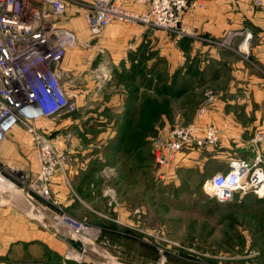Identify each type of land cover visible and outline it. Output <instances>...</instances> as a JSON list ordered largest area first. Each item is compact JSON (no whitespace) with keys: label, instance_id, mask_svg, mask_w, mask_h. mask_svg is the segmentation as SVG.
<instances>
[{"label":"rangeland","instance_id":"374dc122","mask_svg":"<svg viewBox=\"0 0 264 264\" xmlns=\"http://www.w3.org/2000/svg\"><path fill=\"white\" fill-rule=\"evenodd\" d=\"M70 10L66 22L76 18L70 17ZM69 26L76 31L78 40L71 50L76 56L82 55L79 59L82 62L73 65V69L82 70L86 66L96 76L106 73L105 79L110 84L105 96L113 97V90L119 92L115 68L124 74V66L137 64L148 73L145 67L152 66L149 71L154 87L150 97L152 111L146 117L147 122H141L145 111L141 107L138 121L140 126L150 121L151 136L155 137L165 126L162 112L171 114L176 110L161 101L167 93L166 76L161 74L167 62L164 41L168 37L176 39L175 36L158 30L131 34L129 30L140 27L123 24L116 26L121 32H108L106 39L92 40L87 38L82 25ZM122 79L125 90L128 79ZM143 85L136 91L140 104L147 97H143ZM97 93L99 96L94 97L84 94L91 100L77 105L73 113L46 121L53 126L50 138L68 154L69 163L55 175L45 198L33 188L34 173L23 176L0 165V178L5 183H0V264H264V192L244 194L239 190L232 201L217 202L214 209L213 197L202 188L205 181L200 186L199 176L194 172L182 174L184 181H180L176 170L160 167L155 163L151 141L147 150L150 149L152 165L148 168L147 158L146 168V145L132 160L127 150L128 138L123 146L117 144V138L94 139L99 135L97 128L102 124L98 122L103 121L105 111L109 116L114 113L113 108L104 107L103 94ZM215 93L203 92L195 113L199 109V115H207L214 99L221 98V93ZM74 118L84 122L79 126L66 122ZM172 119L167 124L181 122L182 117ZM83 148L92 149L88 165L81 156L76 157ZM72 162L85 167L71 174L67 166ZM136 165V173L132 175ZM207 196L209 203H199ZM73 225L84 228L86 233L77 235L70 228ZM72 243L80 244L82 249Z\"/></svg>","mask_w":264,"mask_h":264},{"label":"crops","instance_id":"0c3cea01","mask_svg":"<svg viewBox=\"0 0 264 264\" xmlns=\"http://www.w3.org/2000/svg\"><path fill=\"white\" fill-rule=\"evenodd\" d=\"M199 1L202 3V8L184 13L183 23L187 31L198 35L202 41L189 36L181 39L168 37L164 41L166 43L164 47H166L167 62L162 68L161 74L166 76L164 84L167 93L163 95L161 101L168 107L174 106L176 110L171 111V114L162 112L161 118L165 124L164 129L171 126L167 124L171 117L174 121L177 117H182V124H195L200 127L211 125L218 130V143L216 145L190 151L185 150L176 159L174 170H176L178 179L184 181L182 174L194 172L199 176L200 186H202L203 182L213 174L227 171L232 160H241L264 168V0H260L261 6L255 4L256 0ZM71 10L73 13V9ZM67 23L74 26L82 25V29H85L80 18L70 19ZM113 31L121 32L122 30L116 26H110L98 39L103 37L106 39V33ZM143 31L145 30L141 28L134 31L129 30L131 34L136 35ZM247 33L250 34V38L246 42ZM227 34H232L230 49H218L204 41V39L221 41ZM169 48L172 51L171 56H169ZM81 58L80 53L79 55L77 53L76 56V52L70 49L62 61L61 68L66 73L68 82L75 86L80 84L82 86L75 88L74 85H68V93L73 96L78 107L86 104V99L87 101L90 99V94L94 97L98 94L97 92L102 93L103 96L101 97H105L104 103H106L104 107L114 109L112 116L106 114L107 110L104 115L102 114L104 119L98 122L102 125L97 128L99 135L97 134L94 139L100 140L104 137L103 140L106 141L120 138L123 133H126L124 125L126 123L134 124L138 120V114L140 115L143 106L145 107L144 119L148 117L153 102L150 97L154 90L151 84L152 75L149 76L152 66L145 67L148 73L143 72V67H141L140 72H137L134 65L130 66L136 68L133 73L126 70V66H124V69L126 68L124 74L115 68L114 79L118 83L116 89L119 92L116 94L113 90L112 97L105 96L107 85L110 84L109 81L104 80L106 73L102 72L96 76L95 72L87 69L86 66L82 70L73 69V65H77ZM161 62L164 64V60ZM149 63L152 64V62ZM123 75H129L127 77V90H122L125 84L122 79ZM148 77L151 78L147 82ZM141 84H144V90L141 88L144 91L143 97L147 96L145 99L148 100L143 99L140 104L136 91L140 90ZM100 85L103 88L96 89ZM94 89L96 90L93 91ZM206 91L221 93V98L214 99L207 110V115H199V109L195 113L196 108L199 104V98ZM132 93H134L133 100L130 99ZM84 94L89 95L88 98L84 97ZM146 103L149 106L147 110ZM139 104L142 106L137 108ZM78 120L79 118H74L66 122L74 126H79L84 122L83 119L80 122ZM46 121H40L39 127L49 134L53 126ZM80 131L83 132L82 129ZM258 136H262V138L255 141ZM145 148L144 152L147 154L144 155L145 166L147 168L146 161L148 158V168H151V152L149 148L147 150V144ZM73 150L74 148L69 152H73ZM77 155L81 156L88 165L93 157L92 149L85 150L83 148L79 154H76V157ZM132 156L131 154L130 158L134 160ZM257 158L261 162L256 163ZM0 165L4 169L14 171L17 174L20 173L23 176H28L29 173L36 171L32 141L23 128L17 127L7 134L0 146ZM82 166L83 164L78 163L73 165L72 162L67 168L72 174L75 169H84L85 165ZM137 166H135L132 175L136 173ZM0 183L5 184L3 181ZM207 197H204L199 203L204 205L209 203L210 197L208 199ZM181 198L184 199V196ZM212 201L215 209L217 201L214 198Z\"/></svg>","mask_w":264,"mask_h":264},{"label":"built area","instance_id":"2783aa9c","mask_svg":"<svg viewBox=\"0 0 264 264\" xmlns=\"http://www.w3.org/2000/svg\"><path fill=\"white\" fill-rule=\"evenodd\" d=\"M255 4L261 6L262 2L256 0ZM70 8V17L83 20V30L92 40L100 38L110 26L127 24L158 30L176 39L189 36L202 41L183 23L184 13L202 8L199 0H0V146L17 127L30 136L36 164L33 188L41 198L49 194L47 187L69 163V157L39 122L71 114L78 105L68 93L69 82L61 68L67 51L78 41L76 31L66 22ZM231 36L204 41L230 49ZM249 38L247 33L245 41ZM151 143L155 163L174 170L181 152L216 145L218 130L211 125L177 122L160 130ZM202 188L218 203L232 201L239 190L261 195L264 168L232 160L227 171L213 174Z\"/></svg>","mask_w":264,"mask_h":264},{"label":"trees","instance_id":"16d2710c","mask_svg":"<svg viewBox=\"0 0 264 264\" xmlns=\"http://www.w3.org/2000/svg\"><path fill=\"white\" fill-rule=\"evenodd\" d=\"M136 68H137V72L141 71V66H139V65L137 66V64H136ZM136 68L128 67L127 69L126 68L125 69L128 70V71H132V73H133V72H135ZM125 69H123V70H125ZM128 76L127 75L126 76L123 75L122 78L123 77L126 78ZM130 99L131 100L134 99V93L131 94V98ZM151 111H152V109H151ZM142 115H144V111L142 112ZM151 115L154 117L153 113H151ZM145 120H146V118L144 119V117H143L142 120H139V121L147 122ZM139 121L137 120L134 124L126 123L124 125V127L126 128V133H123V135H121L120 138H118V140H117L118 141L117 144L119 146H123L124 143L126 142V139L127 138L129 139V142H128L129 143V149H127V150L129 151V153L131 152L130 155L131 154L134 155L135 152L136 153H139V152L141 153L142 148H144V146L147 143L149 144V142L151 141V137H154V136H151L152 132H153V126L151 125L150 121H149V123H145V125H142V126H140V124H139L140 122ZM119 150H121V149H119ZM122 150H124V149H122Z\"/></svg>","mask_w":264,"mask_h":264},{"label":"bare ground","instance_id":"6f19581e","mask_svg":"<svg viewBox=\"0 0 264 264\" xmlns=\"http://www.w3.org/2000/svg\"><path fill=\"white\" fill-rule=\"evenodd\" d=\"M0 181L2 182V179L0 178ZM4 182V181H3ZM61 223L64 224V221L61 219ZM71 230H73V232H77V235L78 234H83V233H86L85 229L84 228H79V229H76V228H72L70 226Z\"/></svg>","mask_w":264,"mask_h":264},{"label":"water","instance_id":"95a60500","mask_svg":"<svg viewBox=\"0 0 264 264\" xmlns=\"http://www.w3.org/2000/svg\"><path fill=\"white\" fill-rule=\"evenodd\" d=\"M72 244H73V243H72ZM73 246H75L76 248H78V250H81V249H82V248H81L82 246H81L80 244H76V243H74Z\"/></svg>","mask_w":264,"mask_h":264}]
</instances>
